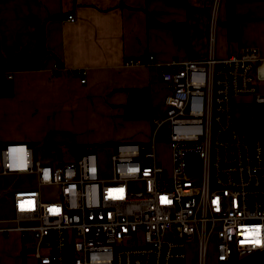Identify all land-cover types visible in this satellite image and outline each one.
<instances>
[{"label":"built area","instance_id":"obj_1","mask_svg":"<svg viewBox=\"0 0 264 264\" xmlns=\"http://www.w3.org/2000/svg\"><path fill=\"white\" fill-rule=\"evenodd\" d=\"M216 2L204 57L123 59L124 65L155 63L169 91L162 112L150 119L147 140L113 144L107 176L92 149L53 164L33 157L22 141L2 142L0 174L33 177L0 197V233L18 234L20 264H185L188 244L195 264H207L211 243L213 264H264V17L258 43L217 57ZM51 69L57 72L58 64ZM75 72L83 82L85 69ZM239 96L262 114L248 134L232 122ZM164 122L167 166L153 140ZM188 153L199 157L195 175L185 168Z\"/></svg>","mask_w":264,"mask_h":264},{"label":"crops","instance_id":"obj_2","mask_svg":"<svg viewBox=\"0 0 264 264\" xmlns=\"http://www.w3.org/2000/svg\"><path fill=\"white\" fill-rule=\"evenodd\" d=\"M212 3L0 0V76L10 88L9 93L0 94V146L5 141H22L33 157L54 164L97 146L107 144L111 152L117 141L137 140L131 130L111 136L100 132L107 121L112 124L126 118L124 109L131 104L128 90L133 88L145 90L149 111L142 118L149 123L162 112L169 85L159 79L155 63L124 65L123 59L147 53L158 63L204 57ZM216 4L211 46L217 57L259 42L264 0H217ZM228 5L236 19L232 36L226 27ZM68 14L72 21L66 19ZM176 23L185 24L179 35L186 47L169 27ZM29 60H35V66L14 67ZM53 63L59 66L55 73ZM79 69H85L83 82L75 72ZM246 99L250 98L239 96L232 105V122L243 133L246 124L235 110ZM252 128L250 112L248 132ZM62 147L71 153L61 157ZM21 179L27 180L25 185L33 183L31 175L0 174V197L22 186ZM21 248L17 233H0V264H20Z\"/></svg>","mask_w":264,"mask_h":264},{"label":"rangeland","instance_id":"obj_3","mask_svg":"<svg viewBox=\"0 0 264 264\" xmlns=\"http://www.w3.org/2000/svg\"><path fill=\"white\" fill-rule=\"evenodd\" d=\"M250 100L246 99L243 101H240L236 105V114L240 117V119L245 122V130L246 134H248V128L250 124ZM257 110V105H253ZM261 115L258 117L261 118ZM120 121H115L114 123H111L110 121L106 122V127L104 130L100 132L101 135H112L117 133V131L120 130H131L132 134H134V138L136 137L137 140H147L150 134V130L152 128V125L150 122H147V119H144L142 117H137L135 119H129L128 118H122ZM234 124V123H233ZM236 128V126H235ZM237 129V128H236ZM239 130V129H237ZM139 138V139H138ZM153 140L155 141L154 145V151L157 155L158 160L163 166H167L169 164V148H168V125L164 122L160 124V126L155 130ZM111 148L106 144L104 146H97L94 149L95 155L97 156V167L100 171L102 176H107L109 174V154H110ZM83 151V149L81 150ZM71 153V151L66 150V148L62 147L61 150V157L63 154ZM66 160V159H64ZM194 181L197 180V177L193 178ZM20 184L25 185L27 183L26 179H21ZM17 182V183H18ZM133 189L138 187V184H133ZM195 250L193 244H188L184 247V257H185V264H195V256H194ZM207 264H213L215 262V256H214V247L212 243L209 245L207 249Z\"/></svg>","mask_w":264,"mask_h":264},{"label":"trees","instance_id":"obj_4","mask_svg":"<svg viewBox=\"0 0 264 264\" xmlns=\"http://www.w3.org/2000/svg\"><path fill=\"white\" fill-rule=\"evenodd\" d=\"M169 3H183L184 0H165ZM228 5L227 11H226V27H227V34L229 36H232V32L235 30V23L236 19L233 18L231 8ZM169 27L173 33V36L175 39H177L183 46L186 47V43L184 40L183 35H179L181 32L182 34L185 31V24L184 23H176V24H169ZM7 65H4L2 68H4ZM35 66V60H29V61H21L14 64V67L21 68V69H27L29 67ZM1 70V69H0ZM1 75V74H0ZM9 85L4 82L3 78L0 76V94L1 93H9ZM128 96L130 99V106L125 107L124 116L126 118H134V117H146L148 116V104L146 101V94L144 89H138L133 88L128 90ZM252 125L253 129L256 131L259 122L258 117L260 115L259 108L257 107V110L254 106H252Z\"/></svg>","mask_w":264,"mask_h":264},{"label":"water","instance_id":"obj_5","mask_svg":"<svg viewBox=\"0 0 264 264\" xmlns=\"http://www.w3.org/2000/svg\"><path fill=\"white\" fill-rule=\"evenodd\" d=\"M199 157L197 153H188L185 159V168L189 174L195 175L199 172Z\"/></svg>","mask_w":264,"mask_h":264}]
</instances>
